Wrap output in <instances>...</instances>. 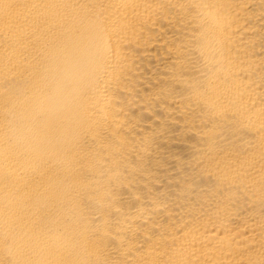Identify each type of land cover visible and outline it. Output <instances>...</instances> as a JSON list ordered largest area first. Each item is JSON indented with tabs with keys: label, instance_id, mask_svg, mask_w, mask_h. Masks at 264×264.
I'll return each instance as SVG.
<instances>
[{
	"label": "bare ground",
	"instance_id": "obj_1",
	"mask_svg": "<svg viewBox=\"0 0 264 264\" xmlns=\"http://www.w3.org/2000/svg\"><path fill=\"white\" fill-rule=\"evenodd\" d=\"M0 264H264V0H0Z\"/></svg>",
	"mask_w": 264,
	"mask_h": 264
}]
</instances>
